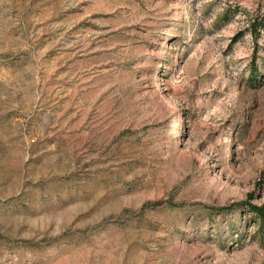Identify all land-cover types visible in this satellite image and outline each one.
Returning <instances> with one entry per match:
<instances>
[{"label": "rangeland", "instance_id": "374dc122", "mask_svg": "<svg viewBox=\"0 0 264 264\" xmlns=\"http://www.w3.org/2000/svg\"><path fill=\"white\" fill-rule=\"evenodd\" d=\"M248 204L264 0H0V264H264Z\"/></svg>", "mask_w": 264, "mask_h": 264}, {"label": "trees", "instance_id": "16d2710c", "mask_svg": "<svg viewBox=\"0 0 264 264\" xmlns=\"http://www.w3.org/2000/svg\"><path fill=\"white\" fill-rule=\"evenodd\" d=\"M252 31L257 32L256 24H255V26L252 27ZM155 203L157 205H162V204L166 203V201L160 200V201H157ZM248 206L252 212H254L256 215H258L264 221V207H257V206H253V205H249V204H248ZM227 209L229 211H231L233 209V207L232 206L227 207Z\"/></svg>", "mask_w": 264, "mask_h": 264}]
</instances>
